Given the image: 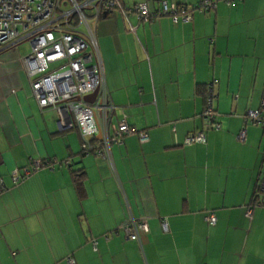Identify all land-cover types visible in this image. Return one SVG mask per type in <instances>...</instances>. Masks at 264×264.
<instances>
[{"label": "crops", "instance_id": "1", "mask_svg": "<svg viewBox=\"0 0 264 264\" xmlns=\"http://www.w3.org/2000/svg\"><path fill=\"white\" fill-rule=\"evenodd\" d=\"M96 36L111 100L148 139L112 143V165L83 154L78 130L38 105L20 55L3 51L12 63L0 67V264H264V128L243 120L264 87V0H219L178 22L102 12ZM213 79L220 127L186 144L203 125V87ZM121 116L117 109L112 122ZM37 158L62 164L12 180ZM131 216L148 223L140 241L120 228Z\"/></svg>", "mask_w": 264, "mask_h": 264}, {"label": "built area", "instance_id": "2", "mask_svg": "<svg viewBox=\"0 0 264 264\" xmlns=\"http://www.w3.org/2000/svg\"><path fill=\"white\" fill-rule=\"evenodd\" d=\"M218 1L180 4L160 0L158 7H150L146 2L126 4L122 0H0V51L28 39L31 49L20 59L38 105L54 107L63 124L78 130L83 154L101 155L112 165V143L121 142L130 133L138 134L139 139L145 141L148 134L130 125L122 106L111 100L96 36L100 14L119 10L126 18L130 13H135L141 21L167 15L178 22L191 19L195 10L215 8ZM224 1L230 4L233 0ZM216 84V79L205 84V103L200 114L203 125L190 131L184 143L204 142L207 129L220 127L214 105ZM93 92L92 101L83 98ZM117 109L122 116L112 122ZM243 120L264 127V87L259 107L248 109ZM244 133L241 129L237 138L242 140ZM55 162L62 164L55 159H33L30 165L14 169L12 180L20 181L43 167L53 168ZM68 163L66 160L65 164ZM4 188L0 179V191ZM258 189L264 207V166ZM205 220L213 224L216 217L210 212ZM120 228L128 238L140 241L141 232L148 231V223L145 218L131 216ZM67 262L75 263L73 257H68Z\"/></svg>", "mask_w": 264, "mask_h": 264}, {"label": "rangeland", "instance_id": "3", "mask_svg": "<svg viewBox=\"0 0 264 264\" xmlns=\"http://www.w3.org/2000/svg\"><path fill=\"white\" fill-rule=\"evenodd\" d=\"M30 49H31L30 42L28 41V39H25V40H22L16 44H14L13 46H11L9 48L1 50L0 51V67L3 65H9L12 63V61H11L12 58L11 59L6 58V61L8 64L4 63V58L6 56H1V55H3V53H2L3 51L8 50V51H11V53L15 52V54H17L16 56H19V55L22 56L24 54H27L30 51Z\"/></svg>", "mask_w": 264, "mask_h": 264}, {"label": "trees", "instance_id": "4", "mask_svg": "<svg viewBox=\"0 0 264 264\" xmlns=\"http://www.w3.org/2000/svg\"><path fill=\"white\" fill-rule=\"evenodd\" d=\"M203 90H204V98H205V91H206V88H205V85L203 87ZM204 103H205V100H204ZM218 117V115H217ZM218 119V118H217ZM251 123V122H250ZM253 124V123H252ZM260 126V125H259ZM262 127V126H261ZM264 128V127H262ZM210 129H216V128H210ZM140 130V129H139ZM209 130V129H207ZM206 130V131H207ZM146 131V130H145ZM147 132V131H146ZM148 134V133H147ZM206 141V140H205ZM204 141V142H205ZM192 143H195V142H192ZM200 143H203V142H200ZM187 144V143H186ZM190 144V143H188ZM83 153V152H82ZM264 166V165H263ZM72 178H73V182H74V185H75V189H76V192L78 194L79 197H82L84 195V192H83V180H84V172L82 171L81 168L79 169H76V170H73L72 171ZM257 193H259V189H258V185H257ZM260 200V199H259Z\"/></svg>", "mask_w": 264, "mask_h": 264}, {"label": "water", "instance_id": "5", "mask_svg": "<svg viewBox=\"0 0 264 264\" xmlns=\"http://www.w3.org/2000/svg\"><path fill=\"white\" fill-rule=\"evenodd\" d=\"M94 95H95V92L90 93V94H87L83 98L86 99V100H88V101H92Z\"/></svg>", "mask_w": 264, "mask_h": 264}]
</instances>
